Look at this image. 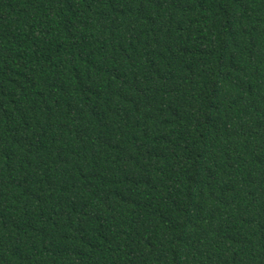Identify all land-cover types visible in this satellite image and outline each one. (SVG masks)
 <instances>
[{"label": "trees", "instance_id": "16d2710c", "mask_svg": "<svg viewBox=\"0 0 264 264\" xmlns=\"http://www.w3.org/2000/svg\"><path fill=\"white\" fill-rule=\"evenodd\" d=\"M0 264H264V0H0Z\"/></svg>", "mask_w": 264, "mask_h": 264}]
</instances>
